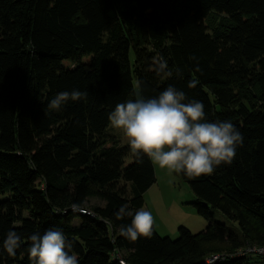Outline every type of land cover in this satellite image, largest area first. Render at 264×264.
I'll return each instance as SVG.
<instances>
[{
    "label": "trees",
    "instance_id": "obj_1",
    "mask_svg": "<svg viewBox=\"0 0 264 264\" xmlns=\"http://www.w3.org/2000/svg\"><path fill=\"white\" fill-rule=\"evenodd\" d=\"M161 58L171 77L157 75ZM135 84L145 97L173 85L243 134L230 165L180 174L208 223L198 234L180 227L171 240L154 223L148 237L121 234L131 223L121 206L143 209L156 183L153 163L109 134L110 111L135 98ZM73 90L86 99L47 108ZM83 201L87 214L73 212ZM54 227L80 264H119L117 254L127 264L218 254L214 264H250L236 253L264 246V0H0V264H32L28 238ZM9 230L22 237L14 256L2 245ZM220 246L229 251L213 252Z\"/></svg>",
    "mask_w": 264,
    "mask_h": 264
},
{
    "label": "clouds",
    "instance_id": "obj_2",
    "mask_svg": "<svg viewBox=\"0 0 264 264\" xmlns=\"http://www.w3.org/2000/svg\"><path fill=\"white\" fill-rule=\"evenodd\" d=\"M157 75L171 77L167 62H157ZM189 87H196L190 81ZM86 99L79 90L60 92L47 108L61 111L70 101ZM113 129L127 139L131 154L138 162L146 157L169 174L194 179L210 175L222 165H230L239 147L243 146L242 132L231 120H209L202 101H188L186 94L169 85L155 97H145L140 91L134 99L116 104L108 116ZM73 212H83L88 201L72 204ZM117 217H130L131 223L121 225V234L129 240L152 234L154 218L147 210H130L121 206ZM28 253L32 264H80L73 246L60 228L33 233L28 238ZM3 249L14 256L22 246V237L9 230L2 242Z\"/></svg>",
    "mask_w": 264,
    "mask_h": 264
},
{
    "label": "rangeland",
    "instance_id": "obj_3",
    "mask_svg": "<svg viewBox=\"0 0 264 264\" xmlns=\"http://www.w3.org/2000/svg\"><path fill=\"white\" fill-rule=\"evenodd\" d=\"M216 19L212 20V24ZM133 58V57H132ZM136 92L139 91L138 84H135ZM109 134L118 138L122 145L129 146L127 139L122 133L109 128ZM154 165V164H153ZM156 183L145 194V206L143 210L150 211L153 218L157 233L164 238L176 240L179 238V228L185 227L194 234L204 231L208 223L198 215L192 205L197 201L194 192L177 174H169L166 170L154 165ZM214 219L217 222L225 224L232 232L240 235V229L236 223L229 221L221 212L211 210ZM229 251L226 246L216 248V253H226ZM250 264H264V258L251 256ZM192 260H185L176 264H193Z\"/></svg>",
    "mask_w": 264,
    "mask_h": 264
},
{
    "label": "built area",
    "instance_id": "obj_4",
    "mask_svg": "<svg viewBox=\"0 0 264 264\" xmlns=\"http://www.w3.org/2000/svg\"><path fill=\"white\" fill-rule=\"evenodd\" d=\"M82 214H87V211L80 212ZM238 256H258V257H264V246H249L245 247L242 250H239L236 255ZM116 259L119 262V264H127L121 254L116 255ZM225 259V255H213L209 258H207L202 264H214L221 260Z\"/></svg>",
    "mask_w": 264,
    "mask_h": 264
},
{
    "label": "water",
    "instance_id": "obj_5",
    "mask_svg": "<svg viewBox=\"0 0 264 264\" xmlns=\"http://www.w3.org/2000/svg\"><path fill=\"white\" fill-rule=\"evenodd\" d=\"M206 206L208 207V205L206 204Z\"/></svg>",
    "mask_w": 264,
    "mask_h": 264
}]
</instances>
